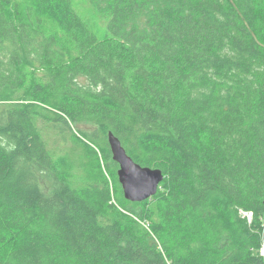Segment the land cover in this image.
Segmentation results:
<instances>
[{"label":"trees","instance_id":"obj_1","mask_svg":"<svg viewBox=\"0 0 264 264\" xmlns=\"http://www.w3.org/2000/svg\"><path fill=\"white\" fill-rule=\"evenodd\" d=\"M164 180L124 197L108 134ZM264 0H0V264H264Z\"/></svg>","mask_w":264,"mask_h":264},{"label":"water","instance_id":"obj_2","mask_svg":"<svg viewBox=\"0 0 264 264\" xmlns=\"http://www.w3.org/2000/svg\"><path fill=\"white\" fill-rule=\"evenodd\" d=\"M108 142L113 160L119 165L117 174L125 199L143 202L155 196L164 180L163 171L136 163L113 132H109Z\"/></svg>","mask_w":264,"mask_h":264},{"label":"built area","instance_id":"obj_3","mask_svg":"<svg viewBox=\"0 0 264 264\" xmlns=\"http://www.w3.org/2000/svg\"><path fill=\"white\" fill-rule=\"evenodd\" d=\"M261 254H262V256H264V248L262 249Z\"/></svg>","mask_w":264,"mask_h":264}]
</instances>
